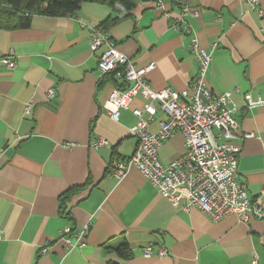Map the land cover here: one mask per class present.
<instances>
[{
  "label": "crops",
  "instance_id": "0c3cea01",
  "mask_svg": "<svg viewBox=\"0 0 264 264\" xmlns=\"http://www.w3.org/2000/svg\"><path fill=\"white\" fill-rule=\"evenodd\" d=\"M162 1L157 8L153 0H139L107 32L135 67L155 63L147 72L154 89L180 91L198 65L191 35L171 27L179 0ZM183 1L197 11L187 20L199 43L217 41L207 83L229 92L238 121L231 140L240 147L238 178L255 197L264 184V102L247 108L245 95L264 101V16L245 0ZM259 5L264 9V0ZM110 15L117 13L108 5L84 2L72 15L35 14L27 28H0V264H251L252 252L264 264V196L261 217L212 221L197 208L173 205L134 167L119 179L109 172L114 160L135 149L131 110L142 104L132 99L117 120L107 113L108 93L120 79L99 80L105 47L90 49V32L78 19L99 25ZM6 54L16 61L12 69L1 62ZM50 88L55 94L47 97ZM164 118L158 110L148 129ZM98 137L109 145L91 147ZM183 151L184 136L176 131L159 158L168 163ZM73 186L80 187L67 194ZM85 223L86 244L68 249L61 228ZM124 242L128 258L116 252ZM148 244L165 255H143Z\"/></svg>",
  "mask_w": 264,
  "mask_h": 264
},
{
  "label": "built area",
  "instance_id": "2783aa9c",
  "mask_svg": "<svg viewBox=\"0 0 264 264\" xmlns=\"http://www.w3.org/2000/svg\"><path fill=\"white\" fill-rule=\"evenodd\" d=\"M153 1L157 8L164 6L162 0ZM245 1L258 17L264 16L259 0ZM179 3L180 12L171 27L177 32L191 35L190 50L198 65L188 87L180 91L168 87L154 89L147 78V72L154 67V62L135 67L132 58L115 47L107 30L78 19L79 25L90 32V49L95 51L101 46L105 47L97 61L99 80L109 74L120 79L108 93L109 117L117 120L120 112L127 109L134 98L138 97L142 101L140 107L131 110L136 118L129 128L136 139L135 149L130 156L114 160L109 172L119 179L134 167L163 197L183 210L197 208L212 221L234 214L247 222L262 215L264 184L258 194L251 197L246 184L238 178L240 147L231 141L238 127V121L233 116L235 108L230 103L228 91L215 92L207 83L217 41L203 47L187 20V17L195 16L197 11L183 0H179ZM1 62L9 69L16 66L10 54L4 55ZM54 94L53 88L46 92L47 97ZM245 98L247 108L264 102L252 99L249 94ZM158 110L165 118L159 120L155 131H150L148 124L154 120ZM29 111L30 104H27L25 112ZM214 129L217 133H214ZM176 131L184 136V151L168 163H163L159 158V149ZM251 136V133L243 135L244 138ZM217 137L222 140L218 142ZM108 145V141L102 137L90 141V146L94 148ZM89 228L90 223L76 229L67 224L61 228L59 238L68 249L82 247L86 244ZM45 250L43 248L41 253ZM142 253L145 256H164L165 250L154 249L152 244H148L143 247ZM251 264H258L255 252H252Z\"/></svg>",
  "mask_w": 264,
  "mask_h": 264
},
{
  "label": "trees",
  "instance_id": "16d2710c",
  "mask_svg": "<svg viewBox=\"0 0 264 264\" xmlns=\"http://www.w3.org/2000/svg\"><path fill=\"white\" fill-rule=\"evenodd\" d=\"M139 0H0V28L19 29L27 28L30 25L32 15H44L61 17L72 15L79 10L84 2H95L106 4L117 13L110 15L100 21L99 26L108 30L119 18L128 15ZM120 14V15H118ZM80 186H73L67 190L72 191ZM127 246L124 242L116 249V252L125 258L130 256L126 253ZM109 264H117L110 262Z\"/></svg>",
  "mask_w": 264,
  "mask_h": 264
}]
</instances>
